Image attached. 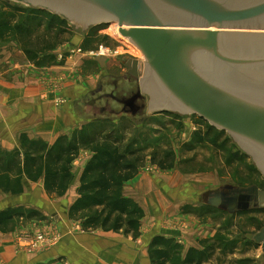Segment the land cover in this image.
<instances>
[{"label": "rangeland", "instance_id": "obj_1", "mask_svg": "<svg viewBox=\"0 0 264 264\" xmlns=\"http://www.w3.org/2000/svg\"><path fill=\"white\" fill-rule=\"evenodd\" d=\"M0 20H13L25 26L21 34L6 42L14 44L13 47L21 50L27 60L43 73L45 84L54 86L56 105L78 101L83 122H77L75 132L85 130L90 133L96 127H104L108 132L125 136L128 145L143 150L147 156L148 165L144 169L149 171L156 167V172L184 179L206 192L219 187L247 188L255 185L264 192L263 175L254 167L245 150L232 143L230 132L207 124L193 113L148 114L143 97V108L137 114L125 112L123 107L112 101L109 102L111 115H102L98 104V109L91 107L96 99L89 98L91 93L84 95L95 91L93 89L101 83L104 91L100 96L114 94L123 99L138 93L139 79H144L146 56L116 33L117 28L120 30L117 22L90 25L81 31L73 27L74 22L64 21L60 15L27 7L14 0H0ZM47 38L49 40L44 41ZM55 42L56 47L46 52L45 48L54 46ZM55 67L56 75L52 76ZM129 74H137V81L127 79ZM69 86L74 89L66 95ZM102 106H106L105 102ZM70 124L73 126L74 122ZM17 152L20 150L11 155L4 154L0 149V159H11ZM152 161H162L165 169L153 165ZM1 198L0 212L17 208H8L10 201ZM199 209L200 216L205 210L214 213L199 219L205 222L212 220L217 230L215 237L206 244L205 249L212 246L214 249L207 251L204 264H262V241L253 240V237L264 232V207L253 206L235 214L212 205Z\"/></svg>", "mask_w": 264, "mask_h": 264}, {"label": "water", "instance_id": "obj_2", "mask_svg": "<svg viewBox=\"0 0 264 264\" xmlns=\"http://www.w3.org/2000/svg\"><path fill=\"white\" fill-rule=\"evenodd\" d=\"M14 1L60 15L81 31L117 22L146 56L140 92L122 102L144 96L148 114L193 113L230 132L264 178V0ZM233 193L228 200L225 192L210 191L208 203L222 208L227 199L233 214L241 194H256L264 207L257 187ZM253 240L264 250V232Z\"/></svg>", "mask_w": 264, "mask_h": 264}, {"label": "crops", "instance_id": "obj_3", "mask_svg": "<svg viewBox=\"0 0 264 264\" xmlns=\"http://www.w3.org/2000/svg\"><path fill=\"white\" fill-rule=\"evenodd\" d=\"M13 45L0 39V149L4 154L17 149L22 152L19 142L24 135L49 146L63 137L71 140L78 129L77 122H83L78 101L57 106L54 86L45 84L43 73ZM100 85L96 89L92 87L95 91L84 96L91 93V100L102 99L101 93L93 96L99 92ZM69 88L66 95L74 89ZM90 153L83 151L74 162V181L64 197L50 198L43 180L32 182L26 178L22 194L1 193V199L10 201L8 208L36 210L44 219L0 234V264H153L150 246L155 237L181 244L183 261L190 250H205L208 240L215 237L217 230L212 220L199 219L214 215L211 210L199 215V207L207 206L201 198L206 190L197 189L184 179L158 173L156 167L150 172L142 169L123 188L124 196L137 203L145 213L138 238L123 232L84 229L83 221L70 218V210L79 198L80 179L92 158ZM39 233L54 238L55 243L47 249L29 253L24 238Z\"/></svg>", "mask_w": 264, "mask_h": 264}, {"label": "trees", "instance_id": "obj_4", "mask_svg": "<svg viewBox=\"0 0 264 264\" xmlns=\"http://www.w3.org/2000/svg\"><path fill=\"white\" fill-rule=\"evenodd\" d=\"M23 27L13 20H0V39L7 41L16 37ZM53 44L45 48L46 52L56 47V42ZM131 146L125 136L108 132L104 127H96L90 133L77 131L71 140L63 137L53 146L24 135L21 137L22 152L12 155L11 159H0V194H22L26 178L32 182L43 180L50 198L64 197L74 181V162L83 151H90L93 156L83 170L79 198L70 210V218L83 221L86 230L123 232L126 236L138 238L145 213L137 203L124 196L123 188L148 162L143 150ZM161 162L152 161V164L165 169ZM43 219L40 212L24 207L0 212V234ZM213 249V246L203 251L192 249L182 261L184 249L181 244L155 237L150 246V257L153 264H204L207 251Z\"/></svg>", "mask_w": 264, "mask_h": 264}, {"label": "flooded vegetation", "instance_id": "obj_5", "mask_svg": "<svg viewBox=\"0 0 264 264\" xmlns=\"http://www.w3.org/2000/svg\"><path fill=\"white\" fill-rule=\"evenodd\" d=\"M126 78L127 79H131L133 81H137V78L135 76H133V75H130V74ZM98 91L99 92H95V94H93V96H97L98 93L103 94V91H104V84L103 83H101L100 88H99ZM136 95H137V93H133L132 95L128 96L127 98L121 99V98H118L117 96H115L114 94H104L103 95L104 97L102 99H98V100L94 101V103H93V105H91V107L92 106H96L98 104L100 106V108L98 106H96L95 109H98L99 108L100 109V113L102 115L103 114L111 115V114H109V112L111 111L110 110V107L111 106H110L109 102L112 101V102H114L116 104H119L120 107H123V109H124L125 112H130L132 114H134V111L137 110V108H140V110H138V113H139L142 110V108H143V105L141 104V99H142L141 97L138 98V99H136L135 102H134V104H132V103L125 104L124 102H122V101H126V102L127 101H131ZM103 102H105L106 106L105 107L102 106V108H101V104ZM91 107H89L90 109L89 108L88 109L92 112V108ZM119 114H122V112L119 111ZM251 187H257L260 190V188L257 185L251 186ZM251 187H247V188H251ZM234 189H244V188H242V187H233V188L225 187V188H220L219 187V190H221L222 192H225V194H227L226 198L228 200L230 198H232V197L235 196L234 193H233ZM207 193L206 194H201V198H202L203 201H207L205 203L208 206L209 203H208V199H207ZM240 197L241 198L239 199V202L237 203V207L234 210V213L233 214L242 212L246 208H247L246 210H249V209H252L253 206H255V207L260 206L259 205L260 202L257 200L256 194H241ZM227 199H225L226 201H224L227 205H222V208L224 210H227L228 213H230L229 212L230 205H228V203H227L228 200ZM261 247L263 248V244L261 245ZM262 264H264V250H263V256H262Z\"/></svg>", "mask_w": 264, "mask_h": 264}, {"label": "built area", "instance_id": "obj_6", "mask_svg": "<svg viewBox=\"0 0 264 264\" xmlns=\"http://www.w3.org/2000/svg\"><path fill=\"white\" fill-rule=\"evenodd\" d=\"M24 241L27 242V246H25V248L29 253L47 249L55 243L54 238H51L44 233L27 235L25 236Z\"/></svg>", "mask_w": 264, "mask_h": 264}, {"label": "bare ground", "instance_id": "obj_7", "mask_svg": "<svg viewBox=\"0 0 264 264\" xmlns=\"http://www.w3.org/2000/svg\"><path fill=\"white\" fill-rule=\"evenodd\" d=\"M116 27H118L117 24H116ZM113 33H114V32H113ZM116 33H118L119 36H120L121 38H124V37L121 35L120 30H118V28H117V30H116Z\"/></svg>", "mask_w": 264, "mask_h": 264}]
</instances>
